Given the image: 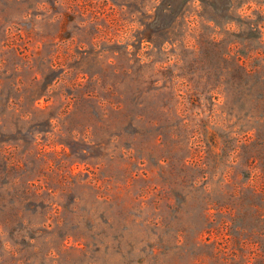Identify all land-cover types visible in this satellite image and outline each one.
<instances>
[{
	"label": "rangeland",
	"instance_id": "rangeland-1",
	"mask_svg": "<svg viewBox=\"0 0 264 264\" xmlns=\"http://www.w3.org/2000/svg\"><path fill=\"white\" fill-rule=\"evenodd\" d=\"M0 264H264V0H0Z\"/></svg>",
	"mask_w": 264,
	"mask_h": 264
}]
</instances>
